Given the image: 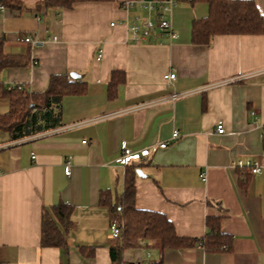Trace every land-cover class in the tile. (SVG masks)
Instances as JSON below:
<instances>
[{
    "label": "crops",
    "instance_id": "0c3cea01",
    "mask_svg": "<svg viewBox=\"0 0 264 264\" xmlns=\"http://www.w3.org/2000/svg\"><path fill=\"white\" fill-rule=\"evenodd\" d=\"M125 1L58 10L22 0L19 11L0 9L5 51H30L28 64L3 69L1 81L41 92L53 74L75 71L86 82L84 93L63 97L57 127L18 140L0 131V261L112 264L117 240L110 238L111 213L100 195L107 190L116 201L124 192L127 167L117 159L125 142L134 151L156 148L137 162L145 174L135 179L138 208L165 213L179 235L193 237L206 233L208 216L221 215L223 232L233 236L229 251L166 249L164 264H264V168L252 174L232 166L237 159L264 161V34H219L195 44L193 20L209 6L181 2L170 15L176 38L157 28L134 42L131 19L157 16ZM253 1L264 15V0ZM26 34L48 41L32 46L21 40ZM115 70L125 80L111 97ZM170 70L176 78L167 86ZM174 90L184 95L172 100ZM8 110L9 101L0 98V114ZM174 130L179 137L157 148ZM60 201L74 208L69 246L43 247V210ZM81 245L94 248V256H85ZM159 255L158 248H125L122 264H150Z\"/></svg>",
    "mask_w": 264,
    "mask_h": 264
},
{
    "label": "trees",
    "instance_id": "16d2710c",
    "mask_svg": "<svg viewBox=\"0 0 264 264\" xmlns=\"http://www.w3.org/2000/svg\"><path fill=\"white\" fill-rule=\"evenodd\" d=\"M84 1L112 0H43V4L58 10L72 8ZM177 5L187 2L191 5L205 2L209 6L206 16L194 19L192 42L209 44L219 34H264V15L253 0H175ZM126 2V1H125ZM124 2V5H125ZM5 8L19 11L22 0H0ZM30 59V51L23 54L5 51V38L0 36V72L8 67L25 66ZM125 80L124 72L115 70L109 84V96L117 94L118 86ZM86 91V82L75 79L70 74H53L46 90H30L23 83L8 87L0 80V98L9 101V110L0 114V131L8 132L11 140L49 130L61 124V102L64 96ZM139 161L127 166L125 188L121 197L111 200L109 191H102L100 200L109 207L112 217L124 224L122 236L110 248L112 264L123 263L125 248L144 246L158 248L159 258L150 264H164L166 249H183L196 245L207 251L222 252L233 249V236L222 230L221 215L207 217V231L203 236H183L176 231L174 222L165 214L155 210L141 209L136 205L137 169ZM250 172L247 168H243ZM73 205L60 201L42 213L41 245L67 249L68 232L73 226ZM144 243H143V241ZM81 245L85 256H94V248Z\"/></svg>",
    "mask_w": 264,
    "mask_h": 264
},
{
    "label": "built area",
    "instance_id": "2783aa9c",
    "mask_svg": "<svg viewBox=\"0 0 264 264\" xmlns=\"http://www.w3.org/2000/svg\"><path fill=\"white\" fill-rule=\"evenodd\" d=\"M140 4V6H144L148 8L150 11L156 12V20H153L151 17L142 18L140 16H135L131 19V23L129 26V32L131 39L134 42H140L144 40H148L151 37L152 32L155 29H160L165 34H167L171 39L177 37V33L175 32L172 21L170 19V15L172 13L173 8L177 5L175 0H127L125 2V6H132L134 4ZM0 9H5L3 4H0ZM53 39H57V36H54ZM23 42L29 43L32 46H43L48 40L39 37H33L31 34H26L21 37ZM102 52L98 55L97 59H101ZM164 79L167 83V86L172 85V81L176 78V72L170 70L164 74ZM8 87H13L15 83L6 84ZM184 93L178 92L174 90L171 92L170 98L172 100H176L183 96ZM217 131L219 133H223L225 131L224 123L220 120L217 124ZM180 133L178 130H174L172 136L169 140H165L160 142L157 148H165L169 145L171 140H175L179 137ZM85 142V141H84ZM152 149L146 147L141 150L134 151L127 146L124 142L121 146V154L117 159V163L122 167H127L133 161H139L145 158ZM71 161L69 158L65 164V173L67 175L71 174ZM232 166L235 168H247L252 174L261 173L264 168V161H252V160H242L237 159L232 161ZM204 176V175H203ZM205 178V176H204ZM124 230L123 222H120L115 217L110 218L109 220V235L113 240H118ZM0 264H16L13 262L0 261Z\"/></svg>",
    "mask_w": 264,
    "mask_h": 264
},
{
    "label": "water",
    "instance_id": "95a60500",
    "mask_svg": "<svg viewBox=\"0 0 264 264\" xmlns=\"http://www.w3.org/2000/svg\"><path fill=\"white\" fill-rule=\"evenodd\" d=\"M70 75H71L73 78H81V77L83 76L82 74H80V73H78V72H75V71H72V72L70 73ZM137 174L140 175V176L145 175V174L143 173V171H142L140 168L137 169Z\"/></svg>",
    "mask_w": 264,
    "mask_h": 264
}]
</instances>
